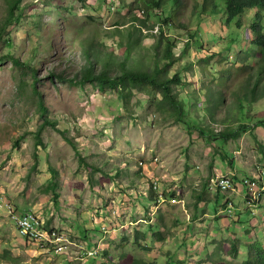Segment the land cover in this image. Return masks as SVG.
I'll return each instance as SVG.
<instances>
[{"label":"rangeland","instance_id":"1","mask_svg":"<svg viewBox=\"0 0 264 264\" xmlns=\"http://www.w3.org/2000/svg\"><path fill=\"white\" fill-rule=\"evenodd\" d=\"M10 1L0 0V23ZM197 6L196 0H183L173 10L172 24L162 27L164 37L176 43L177 61L168 75L178 72L182 82L175 91L187 106L185 122L177 123L159 110L161 95L152 99L149 88H135L126 110L114 88L49 78L52 71L75 74L89 47L94 58L120 55L118 43H126L128 32L139 23L135 10L146 8L142 0H117L112 12L105 0H19L16 17L0 37V195L19 210L37 212L67 238L69 249L55 253L48 245L20 238L0 212V264H126V255L175 264L177 258L183 261L181 251L187 250L190 237L202 239L212 255L217 242L228 238L232 223L219 227L226 236L220 233L217 241L205 242L199 214L213 205L219 175H237L238 183L252 178L259 165L264 168V124L254 123L255 112L264 111V84L260 82L255 92L252 87L258 59L252 22L264 24V16L252 8L242 19H229L221 4L215 12L199 16ZM172 8L168 0L162 17ZM139 24L161 26L154 14L145 26ZM195 30L198 42L191 41L183 53ZM134 31L139 43L133 46L131 63H148L154 53L149 45L156 40L142 28ZM32 67L37 70L36 90ZM96 69H102L101 62ZM241 123L249 131L233 137ZM81 156L96 168L81 163ZM156 180L162 203L152 186ZM51 182L54 190L48 188ZM199 195L204 197L201 208L195 205ZM231 197L236 203L242 200ZM11 206L0 198V208L12 219ZM210 224L216 225L213 220ZM137 230L145 234L143 244L155 250L136 243ZM158 231L164 232L163 244ZM256 235L263 242L260 229ZM92 240L113 257L111 263L101 253L81 260L77 247H90ZM79 241L83 244L77 245ZM193 242L189 245L202 247ZM230 253L225 246L218 264L248 261L245 254L236 258Z\"/></svg>","mask_w":264,"mask_h":264},{"label":"trees","instance_id":"2","mask_svg":"<svg viewBox=\"0 0 264 264\" xmlns=\"http://www.w3.org/2000/svg\"><path fill=\"white\" fill-rule=\"evenodd\" d=\"M174 8L170 10L169 14H166L165 17H162V8H164L168 0H142V3H145L146 8L143 9L144 18H139L137 13L140 12L137 10L135 13L137 21L139 23H144V26L148 23L151 14H154L156 17L160 18L161 26L159 27L158 34L153 36V39L156 40V45H149L150 49H154V53L151 58L146 59L148 63H131L132 50L133 46L136 43H139V39L134 38V33L136 29L141 31V26L133 25V29L130 30L127 34L129 40L124 43L121 40V43H118L120 46V55L115 56L113 52L112 54H108L107 56H98V58H94L91 56V50L84 49L82 56L84 57V63H82V67L75 74L70 77L63 76L64 72H55L52 71L49 74L50 79H59L62 82L69 83H78L81 85L84 84H96L99 87L105 88H114L118 91V96L122 100L124 108L128 110L130 99L133 95V90L135 88H149L152 92V99H156L157 95H161V98L158 99L159 110L167 116L168 118H172L174 122H185L187 117V106L186 104L177 96L175 91V86L181 84L182 80L179 77L178 72L172 74V76L168 75V68L177 61V57L174 53V48L176 46L175 40L171 38V36L164 37V30L162 27L164 25H171L173 20V10L178 9L181 6L183 0H169ZM198 6L195 8L199 9V16L207 15L212 12H215L218 9V5L223 1L225 3L224 11L226 17L229 19H234L241 15L246 7H258L264 9V0H196ZM19 7V0H11L8 5V13L4 18L3 22L0 23V37L5 27L16 17V11ZM133 23V22H132ZM136 23V21H135ZM147 26V25H146ZM145 26V27H146ZM153 26H150V29H153ZM254 29L256 30V38L255 43L258 45L260 50V57L264 61V32H262V27L258 25V23H254ZM118 35V34H117ZM197 31L190 33V38H188L185 42V49L183 53H187L188 45L191 41L197 42L196 39ZM116 42V39H115ZM133 42H135L133 44ZM160 46L162 47V52L160 51ZM200 47V46H198ZM115 56V57H114ZM209 60V59H208ZM102 63V69L97 70L96 66L98 63ZM14 64H19L18 60L13 59ZM131 63V64H130ZM260 75L264 74V64L260 65L259 70ZM31 73L33 75L34 81V90H36L35 83L37 77V70L35 67L31 68ZM258 82H254L252 84L253 91L257 88ZM255 92V91H254ZM254 96L251 98V101H254ZM40 105H42L40 98ZM254 123L256 125L264 124V111H257L254 114ZM194 124L197 125V122L192 120ZM253 123V124H254ZM53 124V123H52ZM249 128L246 124L241 123L238 131L234 134L233 137H238L243 132H248ZM201 134L205 135V130L201 128ZM215 134L214 131H212ZM224 138H227L225 133H222ZM74 149L77 150V146L71 139L69 140ZM222 157L225 158L230 164H233L232 158H229L227 153H222ZM81 163H86L91 170H94L96 167L93 164L88 163L85 158L80 157ZM52 175V178H54ZM50 190H54V183L51 182L48 186ZM58 198V195H56ZM199 201L203 200L202 196H199ZM157 235L159 237L162 236L161 232H158ZM160 239H163L162 237ZM235 240L232 246L229 248V251L234 256L239 254L240 248L239 243ZM136 243L142 248L149 249L148 246L142 245L140 243V232L137 231L136 235ZM247 259L248 261L243 264H264V245L254 244L253 246L248 247ZM105 259H108L109 263H111L110 254L107 251L103 252ZM129 255H126L124 260H128L126 264H157L154 261L148 262L142 258H129Z\"/></svg>","mask_w":264,"mask_h":264},{"label":"clouds","instance_id":"3","mask_svg":"<svg viewBox=\"0 0 264 264\" xmlns=\"http://www.w3.org/2000/svg\"><path fill=\"white\" fill-rule=\"evenodd\" d=\"M109 1H110V3H108V0H105V4H107L108 9L112 12L115 9V2L117 0H109ZM220 4L222 6L221 10L225 14V11H224L225 3L223 1H221ZM218 7H219V5H218ZM252 8H258V7H252ZM252 8L246 7L244 12L241 15H239L238 17H240V19H242L244 14L246 13V11L248 9H252ZM258 9L260 10V13H262V16H264V9H261V8H258ZM137 10L140 11L137 13V16L139 18H144L143 14H142V13H144L143 9L138 8L135 10V12H137ZM161 14L163 15V12H161ZM209 14H210V12H209ZM225 16H226V14H225ZM254 23H258V25L262 27V30H263L262 32H264V24L260 23V20H256V19H254V21L252 22V29L254 31V38H253V43H254V47H255L254 49H255V53H257V55H258L256 65L254 67V73L256 74L254 81L255 82L257 81L258 85H259L260 82H262V84H264L263 83L264 82V74H263V76H261L260 72L258 71L260 65L264 64V61L260 57V50H259L258 45L255 43V40H254L256 38V30L254 29ZM159 27H160V24L155 25L153 27V29H150L148 27H141V28L145 34L148 33L153 37L154 35L158 34ZM196 39H197V36H196ZM197 42H198V40H197ZM200 47L203 48V46H200ZM219 53H221V52H219ZM219 53H213V55H216V54L218 55ZM204 58L210 59L209 56H205ZM229 58L231 59L232 57H229ZM253 170H254V168H253ZM231 175L230 174H225V175L222 174L216 178V181H217L216 185L219 187V193H217V197L213 199V201H214L212 203L213 205H211L209 207L206 205L205 209L199 214V215H201V218L199 219L200 220L199 230H201V232L203 233L201 237L204 239L205 242L206 241L209 242L210 240L217 241L218 234L219 235H220V233L224 234L223 231H221V229H219L221 224H224V226H225L228 223H232L233 228L229 232V236H227L228 238L224 237L222 240H219L217 242L218 244L216 246V250L213 252V255H212L210 249L208 247H205L204 244L202 243V239H200V238L195 239V237H190L188 239V245L186 244L187 250L185 252L181 251V256L183 258L182 259L183 261H180V258H177V260L175 261V264H185L187 262L191 263L193 261H195L199 264L201 262H206L207 260L210 262H214L215 264H218V262L220 261L219 259H222L221 255L223 254L224 247L228 246L230 248L232 246V244L235 242V240L238 241L237 243H239V248H240L239 254L236 256V258L241 254H245L247 256L248 247L253 246L254 244L264 245V168L259 165L258 168H256V170H254V176L252 178L240 179L238 181V183H236L237 182L236 179L238 178V176L234 175V174H231ZM152 186H153L154 190L157 193H159L158 194L159 198H157V201H160L161 203L164 202L165 200L162 199L163 196L161 194L162 192L160 193V185H159L158 180L153 181ZM244 191H247V193L244 194ZM131 192L133 193V191H131ZM204 195H205V193H204ZM231 195L232 196L238 195L242 199L241 202L239 201L238 203H236L235 201H233ZM199 196H202V195H199ZM0 198L8 201L13 206L15 213H17L19 215H23L26 213H32L38 217V220H39L38 229L44 233L43 236L37 237V238L25 236V235L21 234V232L17 228L16 224L12 221L8 212L5 209L0 208V212H2V214H4L8 218L9 223L14 227V229L16 230V233L18 234V236L20 238H23L26 241L38 243L42 246L48 245L47 247H52V250L55 253H59L60 251H65V249H69V242L67 241V238H65L60 233V231H58L54 227L48 226L46 224V222L39 216V214H37V212H35L33 210H19L17 208V205L15 203H13L12 201H10L6 196L0 195ZM198 198H197V201L195 202V205H197V207L200 206V208H201V204L204 203L203 202L204 197H203V200H201V201H199ZM173 201L175 202L177 200L173 199ZM240 209H243L246 211L249 210L251 212V214L247 216V214L245 213L243 215V214H241L242 211H240ZM194 215L195 216L193 218H195L197 216V214H194ZM219 216H223V219H219ZM204 217L206 218V220H205L206 224L203 225L201 222V219H203ZM253 217L256 219H254ZM212 220L216 223V225L211 226L210 221H212ZM131 224H133V222ZM245 224H246V226H245ZM136 226H138V225H136ZM243 226H245L246 230H245V228H243ZM106 228L107 227H105V228L102 227L101 229L105 230ZM213 228H215V230H213ZM258 229H260V232L263 236V242H260L257 235H256V230H258ZM106 230H108V228ZM113 231L116 232V229H114ZM158 232H161L162 235L164 234L163 231H158ZM158 232H156V234ZM214 234H216V236ZM224 236H226V235L224 234ZM141 237H145V234H143L142 232H140V243L143 244V242H142L143 239ZM135 238H136V236H135ZM165 240H166L165 236L163 235V239H160V242H162L161 244H163V242ZM184 240H185V238H184ZM193 240H195L199 244H201L202 247H199L196 244L189 245V242L194 243ZM79 244H83V243H81L79 241L77 243V245H79ZM92 244L93 245H91L90 247H82V246L77 247V248H79V256H80L81 260L83 261V259L85 257L99 256L100 253H101L100 256L105 259L104 255H103V252L105 251V249L100 247L98 244H95V242L93 240H92ZM146 246H148V245L146 244ZM148 247L150 250H155L154 248H152L150 246H148ZM244 248L246 249V251L244 253H241V250ZM169 254L170 253L168 251H166V255H169ZM231 255L232 254L230 253V255H228V256H231ZM208 256H209V259H203V258H206ZM132 257L134 259L135 258H142L148 262L154 261L157 264H166V261H162V260L160 261V263H158L155 260H152V259L149 260L147 257H137V256L136 257L132 256ZM112 258H111V260H112ZM75 259H77V257H75ZM105 260H107V262L109 263L108 259H105ZM169 260H170V262H172L174 259L171 258ZM97 264H106V262H101V263H97ZM168 264H170V263H168Z\"/></svg>","mask_w":264,"mask_h":264},{"label":"bare ground","instance_id":"4","mask_svg":"<svg viewBox=\"0 0 264 264\" xmlns=\"http://www.w3.org/2000/svg\"><path fill=\"white\" fill-rule=\"evenodd\" d=\"M12 207V206H11ZM14 215L12 216L13 218V221L14 223L16 224L17 228L19 229V231L21 232L22 235H25V236H28L24 233L23 229H22V226H21V215L15 213L14 210H12ZM30 217L32 218V221L34 222L33 223V232L29 233V236L30 237H42L43 236V232H41L39 229H38V225H39V220H38V217L35 215V214H32L30 213Z\"/></svg>","mask_w":264,"mask_h":264},{"label":"built area","instance_id":"5","mask_svg":"<svg viewBox=\"0 0 264 264\" xmlns=\"http://www.w3.org/2000/svg\"><path fill=\"white\" fill-rule=\"evenodd\" d=\"M2 202L5 203V201H2ZM5 207L7 206L5 205ZM7 208L11 209L9 207ZM33 223L34 222L32 221V218L30 217V213L21 215V226H22L24 233L28 236H29V233L33 232Z\"/></svg>","mask_w":264,"mask_h":264},{"label":"crops","instance_id":"6","mask_svg":"<svg viewBox=\"0 0 264 264\" xmlns=\"http://www.w3.org/2000/svg\"><path fill=\"white\" fill-rule=\"evenodd\" d=\"M240 202H241V201H240ZM253 218H254V217H253ZM254 219H256V218H254ZM245 221H246V220H245ZM245 221H244V222H245ZM246 224H247V223H246ZM246 224H245V226H246ZM245 226H243V228H245ZM245 230H246V228H245Z\"/></svg>","mask_w":264,"mask_h":264}]
</instances>
